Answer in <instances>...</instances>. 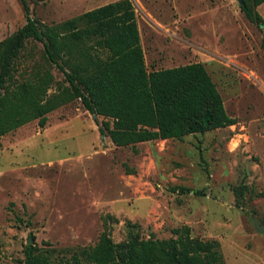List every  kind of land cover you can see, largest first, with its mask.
I'll return each mask as SVG.
<instances>
[{
    "label": "rangeland",
    "instance_id": "374dc122",
    "mask_svg": "<svg viewBox=\"0 0 264 264\" xmlns=\"http://www.w3.org/2000/svg\"><path fill=\"white\" fill-rule=\"evenodd\" d=\"M25 1L32 18L50 24L116 0ZM129 1L146 70L201 63L235 123L116 147L99 136L100 117L73 101L47 114L43 128L33 121L0 137V264H20L26 244L92 245L104 227L118 242L126 221L144 237L186 226L217 241L224 264H264V235L252 223L264 226L260 29L236 0ZM256 12L264 19V2ZM23 23L19 1L0 0V41Z\"/></svg>",
    "mask_w": 264,
    "mask_h": 264
},
{
    "label": "trees",
    "instance_id": "16d2710c",
    "mask_svg": "<svg viewBox=\"0 0 264 264\" xmlns=\"http://www.w3.org/2000/svg\"><path fill=\"white\" fill-rule=\"evenodd\" d=\"M18 1L24 23L0 41V137L33 121L43 128L47 114L73 101L100 117L99 136L116 147L181 140L235 123L201 63L146 70L129 0L50 24L32 18L26 1ZM263 2L240 0L238 7L260 29L264 50V19L256 12ZM244 191L232 188L236 206ZM168 232L167 238L144 237L138 224L126 221L118 242L104 227L92 245L26 244L20 264H224L217 241L192 237L186 226Z\"/></svg>",
    "mask_w": 264,
    "mask_h": 264
},
{
    "label": "water",
    "instance_id": "95a60500",
    "mask_svg": "<svg viewBox=\"0 0 264 264\" xmlns=\"http://www.w3.org/2000/svg\"><path fill=\"white\" fill-rule=\"evenodd\" d=\"M238 4H240V0H236ZM93 118H95L94 115H92ZM253 223V227H254V230L259 233V234H262L264 235V226H261V225H258L256 222L252 221ZM29 243V241H28Z\"/></svg>",
    "mask_w": 264,
    "mask_h": 264
}]
</instances>
